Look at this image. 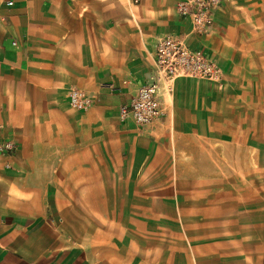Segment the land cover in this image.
I'll return each mask as SVG.
<instances>
[{
    "label": "crops",
    "instance_id": "1",
    "mask_svg": "<svg viewBox=\"0 0 264 264\" xmlns=\"http://www.w3.org/2000/svg\"><path fill=\"white\" fill-rule=\"evenodd\" d=\"M177 1L0 0V142L14 143L0 152V264H264L254 233L247 250L218 248L207 185L216 105L264 66V0H223L203 33ZM165 34L206 51L228 89L175 78L138 126L119 108L154 77ZM69 86L91 95L86 111Z\"/></svg>",
    "mask_w": 264,
    "mask_h": 264
},
{
    "label": "rangeland",
    "instance_id": "2",
    "mask_svg": "<svg viewBox=\"0 0 264 264\" xmlns=\"http://www.w3.org/2000/svg\"><path fill=\"white\" fill-rule=\"evenodd\" d=\"M242 81L239 88L229 91L233 97L230 106L224 101L220 109L216 105L214 147L218 158H213L215 175L207 184L214 189L208 198L213 199L215 230L220 231L215 242L224 251L230 244L244 250L252 233L260 236L262 242L256 245L264 250V66L250 69ZM223 86L221 91H226L228 87ZM181 198L196 210L199 201L195 195L183 191ZM226 216L237 218V226L222 225Z\"/></svg>",
    "mask_w": 264,
    "mask_h": 264
},
{
    "label": "built area",
    "instance_id": "3",
    "mask_svg": "<svg viewBox=\"0 0 264 264\" xmlns=\"http://www.w3.org/2000/svg\"><path fill=\"white\" fill-rule=\"evenodd\" d=\"M223 0H178L176 12L190 20L193 31L203 33L214 23V14ZM154 77L138 87L129 102L119 108L121 118L129 116L138 126H144L163 114L161 97L170 90V82L178 77L207 79L223 85V70L216 61L200 48H192L183 38L165 34L158 38L154 48ZM69 107L86 111L92 98L85 90L69 86ZM14 149L12 140L0 142V152Z\"/></svg>",
    "mask_w": 264,
    "mask_h": 264
}]
</instances>
